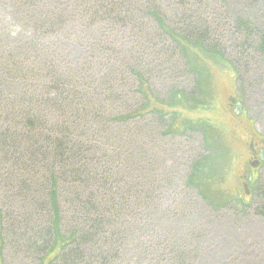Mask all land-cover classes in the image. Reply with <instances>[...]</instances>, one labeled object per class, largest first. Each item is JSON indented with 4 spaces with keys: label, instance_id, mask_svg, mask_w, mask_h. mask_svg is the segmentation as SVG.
Masks as SVG:
<instances>
[{
    "label": "trees",
    "instance_id": "1",
    "mask_svg": "<svg viewBox=\"0 0 264 264\" xmlns=\"http://www.w3.org/2000/svg\"><path fill=\"white\" fill-rule=\"evenodd\" d=\"M175 4L185 8L182 19L184 0H0L2 256L9 239L26 253L58 249L49 264H159L160 247H175L167 264H193V233L170 238L178 209L159 216L170 188L159 185V118L174 121L178 113L151 106L145 57L158 44L144 28L154 23L158 35L161 29L171 38L199 82L204 73L191 63L188 46L211 53L210 64L223 52L209 43L214 28L207 20L189 16L182 28H168L163 8ZM116 27L131 33V46ZM130 83L145 100L139 106L127 107ZM164 125V135L180 129ZM183 126L180 134L193 128L188 120ZM211 159L196 161L186 177L201 198L218 176ZM162 218L170 223L159 229Z\"/></svg>",
    "mask_w": 264,
    "mask_h": 264
},
{
    "label": "rangeland",
    "instance_id": "2",
    "mask_svg": "<svg viewBox=\"0 0 264 264\" xmlns=\"http://www.w3.org/2000/svg\"><path fill=\"white\" fill-rule=\"evenodd\" d=\"M168 1L172 4L179 2ZM184 1L188 9L182 19V10L185 8L177 4L170 9L163 8L168 28H182L188 23L189 16L194 22L207 20L215 29V32L214 29L208 32L209 43L222 50L223 58L218 64L206 63L212 62V54L204 53L194 43H186L191 49H188L191 63L204 73V83L199 82L200 75L188 69V58L180 54L171 38H167L161 29L158 35L154 23L144 28L149 39L158 44V48L148 46V55L145 57L144 74L154 99L151 106L159 102V110L178 113L174 121L171 120L172 115L165 119L159 118L157 139L159 166L160 163L162 165L159 185L170 187L162 199L164 204L159 216L163 217V212L171 207L178 209L171 216L174 218L171 221L174 222V229L170 238L182 241L189 231L193 233L192 246H197L193 264H264V153L260 155L262 167L258 174L247 164V161L254 160L250 149L253 142L258 144L261 141L259 146L252 145L255 151L264 145V53L260 49L264 39V0ZM175 10L177 14L173 12ZM189 10L198 12L193 14ZM239 20L243 23L239 24ZM113 30L123 33L124 40H129L128 45L131 46L134 37L130 32L124 33L126 30L121 27ZM112 34L111 37L116 38ZM142 38L144 40L147 37ZM137 40L135 42H139ZM75 53L79 55L81 51L76 50ZM130 87L127 107L139 106L145 100L133 83H130ZM177 92L184 93L190 107L186 106L183 95L181 101L176 99L178 102L173 106H164L171 102ZM185 120L190 121L193 128L180 134L184 130ZM170 122L175 127L180 126L177 135L162 133L164 123L168 125ZM205 157L212 158L208 166L218 176L212 182H206L205 191L208 189L210 196L207 191L205 194L208 198H201L193 186L186 185V177L192 165ZM167 172L170 177L166 175ZM252 172L257 175L250 183L253 194L250 199H244L242 177H250ZM185 206L188 211L182 213ZM159 221V229L170 223L165 218ZM43 240H39V248L43 246ZM5 242L3 256L0 249V264H49L59 251L56 248L48 251L47 247L46 250L43 248L42 253H26L9 239ZM172 248L175 247L159 248V264H167Z\"/></svg>",
    "mask_w": 264,
    "mask_h": 264
},
{
    "label": "flooded vegetation",
    "instance_id": "3",
    "mask_svg": "<svg viewBox=\"0 0 264 264\" xmlns=\"http://www.w3.org/2000/svg\"><path fill=\"white\" fill-rule=\"evenodd\" d=\"M231 101H233V100H231ZM259 142H261V141L259 140ZM259 142H258V144H256L255 142H253L252 145L253 146H259ZM252 145L250 147V149H251V155H252L251 157L254 160L247 161V164L250 165L251 167L255 166V164H258L252 170V171H256L257 174H258L260 168L262 167V158H260V155H261V152H264V147H263L264 145L262 144L263 146L261 145V147L257 151H255L253 149V146ZM252 175H254V174H252ZM255 177H257V175L256 176L254 175L253 178H251V177L249 178L248 175H245V176L242 177V181H241V191L243 192L245 198H249L250 199L252 197V190L249 189V187H250V183L253 182V180L255 179ZM256 180H257V178H256Z\"/></svg>",
    "mask_w": 264,
    "mask_h": 264
}]
</instances>
